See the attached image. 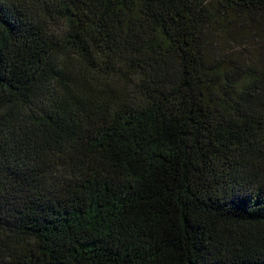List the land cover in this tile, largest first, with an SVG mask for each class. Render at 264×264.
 <instances>
[{
	"label": "trees",
	"instance_id": "16d2710c",
	"mask_svg": "<svg viewBox=\"0 0 264 264\" xmlns=\"http://www.w3.org/2000/svg\"><path fill=\"white\" fill-rule=\"evenodd\" d=\"M0 7V264H264V0Z\"/></svg>",
	"mask_w": 264,
	"mask_h": 264
},
{
	"label": "rangeland",
	"instance_id": "374dc122",
	"mask_svg": "<svg viewBox=\"0 0 264 264\" xmlns=\"http://www.w3.org/2000/svg\"><path fill=\"white\" fill-rule=\"evenodd\" d=\"M264 24V20H260V25ZM264 34V33H263ZM255 49L256 51V55L255 58L259 59L260 62H264V41L261 40V43H255Z\"/></svg>",
	"mask_w": 264,
	"mask_h": 264
},
{
	"label": "snow or ice",
	"instance_id": "6c2138e0",
	"mask_svg": "<svg viewBox=\"0 0 264 264\" xmlns=\"http://www.w3.org/2000/svg\"><path fill=\"white\" fill-rule=\"evenodd\" d=\"M3 12H4V9L0 7V16H2Z\"/></svg>",
	"mask_w": 264,
	"mask_h": 264
}]
</instances>
